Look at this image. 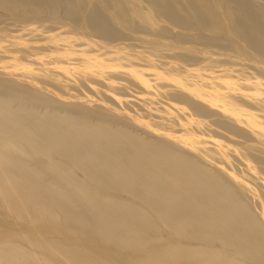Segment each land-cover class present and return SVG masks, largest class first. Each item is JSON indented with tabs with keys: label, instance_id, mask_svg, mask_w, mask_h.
Returning a JSON list of instances; mask_svg holds the SVG:
<instances>
[{
	"label": "bare ground",
	"instance_id": "obj_1",
	"mask_svg": "<svg viewBox=\"0 0 264 264\" xmlns=\"http://www.w3.org/2000/svg\"><path fill=\"white\" fill-rule=\"evenodd\" d=\"M27 2L0 0V9L26 10ZM208 8L215 26L226 33L216 9ZM238 8L250 21L243 27L242 38L264 57V6L250 11L245 4ZM33 9L38 10L37 6ZM131 13L145 12L132 8ZM90 21L95 34L104 37L107 32L97 18ZM123 28L131 30L126 25ZM71 42L68 37L56 40L48 63L82 77L116 73L118 69L129 76L145 75L147 70V80L159 90L164 92L160 84L171 80L177 83L174 87L178 92L186 94L172 100L187 104L192 98L212 106L220 113L218 117L224 118L226 125L221 128L225 131L264 144V78L240 77L234 69L206 74L186 69L207 87L193 90L189 86L195 84L167 78L148 59L145 69L134 68L132 59L119 50H105L104 58L96 54L86 61L85 68V59L70 63L72 52L84 53ZM23 70L35 73L27 66ZM49 77L57 80L60 76ZM14 94L9 90L5 98L0 94V215L25 225L34 238L22 237L10 222L0 224V264H62V260L66 264H114L102 248L80 245L79 237L124 251L119 256L127 264H264V196L258 201L260 213L256 215L238 197L239 191H251L244 175L230 176L234 181L229 186L164 144L148 143L105 121L91 122L83 112L69 115L71 108H64L62 117L54 112L44 116L36 112V99H16ZM12 100L17 101L14 108ZM189 108L196 117L191 120L199 124L197 117L204 107L192 104ZM174 109L176 115L183 111L177 106ZM164 112L173 114L167 109ZM190 138L196 140L201 156L213 160L201 135ZM242 162L245 170H253L243 156ZM257 162L264 172V162ZM74 171L80 172L83 180ZM256 179L264 180L261 176ZM118 193L127 197L122 201L111 197ZM48 230L55 235L46 238ZM21 240L39 252L29 251Z\"/></svg>",
	"mask_w": 264,
	"mask_h": 264
},
{
	"label": "rangeland",
	"instance_id": "obj_2",
	"mask_svg": "<svg viewBox=\"0 0 264 264\" xmlns=\"http://www.w3.org/2000/svg\"><path fill=\"white\" fill-rule=\"evenodd\" d=\"M207 1L25 0L26 10L0 9V94L5 98L4 93L9 90L15 93L16 99H36V112L44 116L54 112L62 117L63 109L71 108L69 115L83 112L91 122L103 124L105 121L108 126L123 128L124 132L148 143L164 144L187 155L196 165L205 168L210 176L229 186L234 181L230 176L244 175L243 179L251 191L238 190V197L259 215L258 201L264 196V180L256 177L264 178V172L257 161L264 162V144L256 140L245 141L225 131L221 126L226 122L223 117H218V110L192 98H188L187 104L177 98L172 100L175 96L183 97L186 94L178 92L174 87L177 83L171 80L160 84L164 92L159 90L152 81L147 80V70H144L145 75L136 73L129 76L123 69H118L116 73L82 77L68 74L58 65L48 63L52 60L48 56L52 54L53 43L59 38L68 37L75 49H84V53L72 52L68 56L69 62L80 63L85 59L82 64L84 68L90 58L96 54L104 58V51L111 49L131 58L134 68L145 69L143 65L150 60L153 68L167 78H174L180 84H195L189 86L193 90H205L207 87L202 85L204 81L186 72V69H193V73L199 74L234 69L239 70L240 77L264 78V57L248 47L242 38L243 27L249 25L250 21L238 8L240 4H245L249 11L254 10L264 6V0H210L211 5ZM208 5L210 9H216L223 25L221 28L226 33L221 32L220 26H215ZM35 6L37 11L33 9ZM132 8L145 13L132 14ZM165 9H169L168 12ZM94 17L105 28L107 33L104 37L95 34L90 21ZM148 21L154 24L148 25ZM125 25L131 30L123 28ZM30 28L35 31L31 33ZM12 36L15 38H10ZM11 41L15 44H11ZM26 66L34 69L35 73H24ZM51 74L60 77L56 80L49 77ZM147 90L150 92L147 93ZM16 103V100H12L11 107H16ZM192 104L204 107L197 117L199 124L191 120V117L196 118L189 108ZM175 106L183 108L184 113L174 114ZM166 109L173 114H166ZM192 135H201L205 139L213 160L200 155L195 148L196 140L190 138ZM242 142L249 148L243 146ZM242 156L253 170H245ZM74 172L77 178L83 180L80 172ZM111 197L122 201L127 195L118 193ZM5 221L10 222L22 237L33 241V234L25 225L19 226L12 218L0 215V224ZM48 232L46 238L56 233L53 230ZM20 242L29 251L39 252L38 248L27 245L24 240ZM78 243L91 249L102 248L114 260V264H127L119 256L124 251L104 246L96 239L79 237ZM62 264L66 263L62 260Z\"/></svg>",
	"mask_w": 264,
	"mask_h": 264
}]
</instances>
